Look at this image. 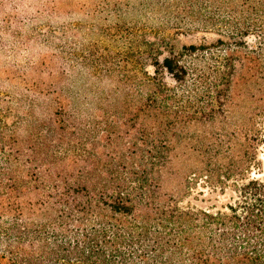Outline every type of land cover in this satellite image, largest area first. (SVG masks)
Listing matches in <instances>:
<instances>
[{
  "label": "trees",
  "instance_id": "16d2710c",
  "mask_svg": "<svg viewBox=\"0 0 264 264\" xmlns=\"http://www.w3.org/2000/svg\"><path fill=\"white\" fill-rule=\"evenodd\" d=\"M229 4L202 19L215 43L71 53L67 87L65 65L28 67L0 139V264H264V129L236 116L264 99V1ZM198 179L231 201L184 203Z\"/></svg>",
  "mask_w": 264,
  "mask_h": 264
},
{
  "label": "rangeland",
  "instance_id": "374dc122",
  "mask_svg": "<svg viewBox=\"0 0 264 264\" xmlns=\"http://www.w3.org/2000/svg\"><path fill=\"white\" fill-rule=\"evenodd\" d=\"M231 1L0 0V129H5L0 139L11 144L15 139L8 137L10 129H21L28 112L24 99H20L27 88L26 71L39 60L65 65L67 75L59 69L57 76L62 87H67L70 85L71 53L80 55L85 51L94 60L103 53L116 59L130 39L137 37L153 42L162 40L164 45L176 49L189 44L215 43L218 32L203 29L202 19L217 15L219 7L226 13L224 8ZM33 77L42 82L43 87L50 82L46 72ZM250 100L245 108L236 109V116L247 117L264 129V99L256 96ZM39 103L37 115L46 107L41 108L43 100ZM51 109L63 108L53 102ZM3 143L0 142V147ZM258 158L260 166L253 169L251 176L264 179L262 147ZM174 185L171 181L167 187ZM233 195L230 187L223 194L198 179L184 197V203L190 201L202 207L215 205L220 208L230 202Z\"/></svg>",
  "mask_w": 264,
  "mask_h": 264
}]
</instances>
